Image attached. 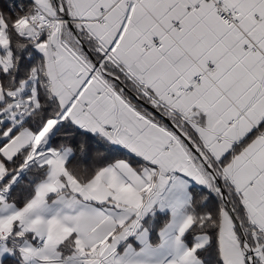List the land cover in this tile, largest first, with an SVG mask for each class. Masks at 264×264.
Listing matches in <instances>:
<instances>
[{
	"label": "snow or ice",
	"instance_id": "1",
	"mask_svg": "<svg viewBox=\"0 0 264 264\" xmlns=\"http://www.w3.org/2000/svg\"><path fill=\"white\" fill-rule=\"evenodd\" d=\"M0 264H264V0H0Z\"/></svg>",
	"mask_w": 264,
	"mask_h": 264
}]
</instances>
